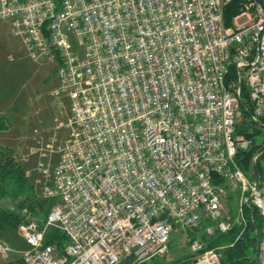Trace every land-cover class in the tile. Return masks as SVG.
Masks as SVG:
<instances>
[{"label": "built area", "instance_id": "1", "mask_svg": "<svg viewBox=\"0 0 264 264\" xmlns=\"http://www.w3.org/2000/svg\"><path fill=\"white\" fill-rule=\"evenodd\" d=\"M4 21L31 61L56 67L50 96L70 107L64 144L54 136L39 153L58 155L37 164L55 204L19 227L23 264L162 258L177 228L229 232L235 193L239 226L245 207L262 219L264 264V179L235 160L253 146L237 134L244 95L247 134H264V0H0ZM262 158L264 143L251 164ZM49 229L62 250L46 244ZM190 250L193 264L220 263L198 240Z\"/></svg>", "mask_w": 264, "mask_h": 264}, {"label": "rangeland", "instance_id": "2", "mask_svg": "<svg viewBox=\"0 0 264 264\" xmlns=\"http://www.w3.org/2000/svg\"><path fill=\"white\" fill-rule=\"evenodd\" d=\"M245 21V18H241L238 24H243ZM58 86L56 67L44 61L37 63L31 61L22 43L13 36L10 23L0 22V147L10 151L25 171L27 181L33 188L36 203L46 202L44 209L49 208L51 202L43 195L45 180L37 167L41 161L39 153H42L41 149L45 148L54 136L59 144H64L68 134L65 124L70 113L69 102L50 96ZM57 125H61L59 130H56ZM255 132L257 131L252 129L250 134H256ZM263 137L264 134L259 133L253 138L258 145H261L264 143ZM57 160L58 155L53 153L50 159L41 162L48 164L47 162L50 161L51 169ZM2 205L17 211L15 202L9 203L5 200ZM227 207L232 225H238L235 222L238 219L240 221L238 193L232 194ZM242 213L244 215V212ZM22 214L28 216L27 209H23ZM32 217L39 220L45 218H37L29 214L26 220ZM206 227L204 221L195 229L177 228L171 237L168 253L159 263L168 264L192 255L188 245L192 233ZM56 232L62 235L55 229L47 230L46 240ZM0 246L7 249L5 255H0V264L22 260L24 253L28 251L18 231L0 234ZM213 250L219 255L222 252L221 249Z\"/></svg>", "mask_w": 264, "mask_h": 264}, {"label": "trees", "instance_id": "3", "mask_svg": "<svg viewBox=\"0 0 264 264\" xmlns=\"http://www.w3.org/2000/svg\"><path fill=\"white\" fill-rule=\"evenodd\" d=\"M235 8L236 6L233 5L225 11L224 19L226 24H229L231 17L237 14ZM243 98L242 120L238 125L237 134L252 138L253 146L248 151L238 152L235 160L246 175L253 172L264 179V159L262 158L255 165L251 164V158L257 151V141L253 137L259 132L247 134V130L252 128L249 122L250 113L247 110L250 105L247 95H244ZM5 200H8L9 203L15 202L17 211L7 205H2ZM50 202L47 209H44L46 202L43 204L36 203L33 188L27 181L25 171L17 163L10 151L0 147V234L18 231L20 226L27 223L26 217L29 214L37 218L46 217L55 204L54 200H50ZM23 209H27L28 216L22 214ZM243 212L245 225H234L229 232L224 234L215 233L212 236L206 235L204 229L197 230L192 233L188 243L189 247L193 241L198 240L203 244L201 252L221 249L219 264H260L256 247L262 236V219L253 208L245 207ZM206 225L208 224L206 223ZM63 241L65 243V238L56 232L46 240V244H56L58 249L62 250ZM162 258H154L143 264H161L159 261ZM193 259L194 255H189L183 260L173 261L168 264H193ZM130 261L131 259L127 258L122 264H128ZM9 264H23V261L19 260Z\"/></svg>", "mask_w": 264, "mask_h": 264}]
</instances>
